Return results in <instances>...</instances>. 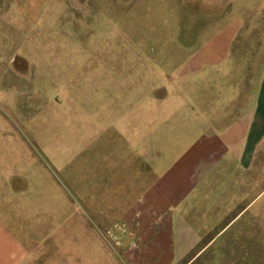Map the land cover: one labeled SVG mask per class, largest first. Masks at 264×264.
Masks as SVG:
<instances>
[{
    "label": "rangeland",
    "instance_id": "1",
    "mask_svg": "<svg viewBox=\"0 0 264 264\" xmlns=\"http://www.w3.org/2000/svg\"><path fill=\"white\" fill-rule=\"evenodd\" d=\"M203 3L0 0V222L31 250L39 243L27 264H264V179L218 211H177L194 246L175 244L180 229L163 221L132 219L181 152L174 118L152 117L150 96L183 93L181 68L229 22L225 0ZM221 56L227 81L234 56ZM203 71L186 85L213 72ZM136 96L147 111L138 126ZM154 136L166 152L138 159L137 141Z\"/></svg>",
    "mask_w": 264,
    "mask_h": 264
},
{
    "label": "crops",
    "instance_id": "2",
    "mask_svg": "<svg viewBox=\"0 0 264 264\" xmlns=\"http://www.w3.org/2000/svg\"><path fill=\"white\" fill-rule=\"evenodd\" d=\"M218 1L204 0L201 6L215 10ZM225 2L228 25L208 34L209 41L181 68L183 93L159 94L149 99L154 104L152 117L174 118L181 152L164 164L140 198L143 207L133 211L132 219L140 224L144 221L148 227L163 221L166 229L178 228L175 244L183 241L189 247L197 245L198 239L194 241L189 222L177 211L194 215L209 206L212 212L218 211L216 208L226 203L241 200L253 182L264 179V0ZM224 15L216 14L209 20L216 22ZM226 49L234 57L223 65L229 79L221 81L216 75H220L221 54ZM205 69H212V74L196 80L195 86L186 85L190 80L185 79L204 74ZM135 101L138 109L133 112L132 124L138 126L147 111L141 110L139 97ZM162 145L156 136L151 143L137 141V158L150 159L156 148L166 152ZM196 182L202 186L191 199ZM189 195L190 200L186 199ZM29 243L16 240L0 222V264H27V255L39 249V243H33L32 250Z\"/></svg>",
    "mask_w": 264,
    "mask_h": 264
}]
</instances>
